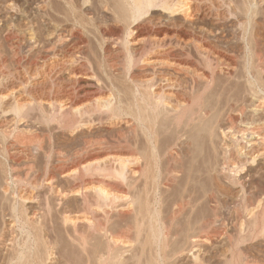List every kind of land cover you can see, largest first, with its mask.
<instances>
[{
  "label": "bare ground",
  "instance_id": "6f19581e",
  "mask_svg": "<svg viewBox=\"0 0 264 264\" xmlns=\"http://www.w3.org/2000/svg\"><path fill=\"white\" fill-rule=\"evenodd\" d=\"M4 1L0 264H205L218 237L227 264H246L241 243L264 235V97L213 86L264 70V0ZM186 138L218 151L214 171L236 189L227 197L247 232L228 233L210 191V213L169 254L193 200L184 192L161 216Z\"/></svg>",
  "mask_w": 264,
  "mask_h": 264
},
{
  "label": "rangeland",
  "instance_id": "374dc122",
  "mask_svg": "<svg viewBox=\"0 0 264 264\" xmlns=\"http://www.w3.org/2000/svg\"><path fill=\"white\" fill-rule=\"evenodd\" d=\"M16 2V3H14ZM18 2H21L20 0H13V2L11 1V5L13 4H19ZM2 4V5H1ZM6 5H9L8 2H5L4 0H1L0 1V19H1V23H2V18H5V15L9 16L12 14L11 11H13L12 9H8L7 10V6ZM3 6L5 7L3 9ZM16 6V5H15ZM5 10V11H4ZM7 10V11H6ZM3 11V12H1ZM3 16V17H2ZM2 17V18H1ZM250 31V29L248 28V32ZM262 35V33H259ZM237 36L238 34L235 33H229L225 39L227 40H230L232 39L233 37ZM264 39V38H263ZM241 44H239L237 46L238 49H242L241 48ZM243 69V70H242ZM247 71V69H245ZM239 71V72H238ZM244 71V68L241 67L237 70V72H235L229 79H227V83H226V79H219L217 83H215L214 85L216 86H213L214 87V91H215V94L218 93L217 91H221L222 89H227V90H230L231 89V95H239V94H243L244 92V89L245 87H260L261 88V92L259 93L260 96L262 95L264 97V70L262 71V73H259L258 75L260 76H256L255 78H259L258 80H256L253 76L250 75V73ZM237 76H236V75ZM244 74V76H243ZM242 75V76H241ZM250 75V76H248ZM262 75V76H261ZM239 77V78H238ZM248 78V79H247ZM254 78V79H253ZM262 78V79H261ZM236 79V80H235ZM262 81H261V80ZM251 80V81H250ZM256 80V81H255ZM221 81V82H220ZM229 82V83H228ZM263 82V84H262ZM226 83V84H225ZM249 83V84H248ZM251 83V84H250ZM253 84V85H252ZM255 85V86H254ZM222 89H221V88ZM241 87V88H240ZM244 87V88H243ZM263 87V88H262ZM218 88V89H217ZM237 89V90H236ZM239 89V91H238ZM242 89V90H241ZM213 90V89H212ZM233 90V91H232ZM257 90V89H256ZM214 91H212V94H214ZM243 91V92H242ZM240 92V93H239ZM236 93V94H235ZM213 96V95H212ZM215 97V95H214ZM229 97V96H228ZM188 138H186L187 140ZM196 140V139H195ZM194 139L193 140H190L188 139L187 141L185 140H182L179 145L181 146L180 150L182 152V161L183 162L182 166H181V173L178 175V179L175 183L173 184H170V186H168L166 189L164 187V189L161 187V189H163V193L162 194V197L163 198V201L161 202V216H164L165 219H167L165 216H167L168 214L171 213V211L169 209L172 208L174 202H176L177 200L179 201L180 199L178 198L181 197L182 195L184 194H187V192H191V204L189 205V207H187V211L183 214V216H181V218L178 220V224L179 226L177 227V234H176V237H174V242L173 240L171 241L169 247H168V252H170L169 254L173 253L174 248H176L175 246L177 245V250L179 247V245L181 246L182 243H185V240L186 238L184 237L185 235V232H186V227L187 228H191V226L193 227L192 229L194 230L195 229V226L194 225L196 223L197 220H199L200 218H202L204 216V214L206 215L208 212L210 213V204H208L206 202V195L210 192V191H213L214 193L217 194V197H218L220 200H219V203L221 204H218L219 208L216 210V213L217 216H218V219H220V221H222L225 225V228H227L226 230L228 231V233H230V235L232 234H235L237 231V229L241 228L240 230H242L243 226V233L246 234L247 230H246V224L245 222H243L245 220L242 219L241 217H239L235 211H234V205L233 203H231V198L230 196H232L234 194V190H228V187L226 188L225 185L221 182V180L219 179V177H217L216 175H218L216 173V171H214V168H215V165H214V162L216 163V160L218 159L215 155H218L216 154L215 152L218 153V151L214 150V148L212 149V146L210 145V143L208 142V140L205 139H198V141L196 140L195 141ZM202 140V141H201ZM203 140L205 141L206 140V143L203 142ZM185 141V142H184ZM192 142V143H191ZM209 143V144H208ZM194 144V145H193ZM191 145V146H190ZM205 145V146H204ZM196 146V148H195ZM203 146V147H202ZM204 151H203V150ZM209 149V150H208ZM194 150V151H193ZM200 150V151H199ZM202 150V151H201ZM208 150V151H207ZM214 150V151H213ZM207 151V152H206ZM187 154V155H185ZM208 155V156H207ZM203 156V157H202ZM210 156H212L210 158ZM217 159H216V158ZM200 158V159H199ZM199 159V160H197ZM211 159V160H210ZM203 160V161H202ZM190 161V162H189ZM199 161V162H198ZM186 162V163H185ZM192 162V163H191ZM197 162V163H196ZM186 165H185V164ZM201 163V164H200ZM188 164V165H187ZM191 165V166H190ZM214 165V166H213ZM188 166V167H187ZM205 166V167H204ZM210 167V168H209ZM188 168V169H187ZM192 168V171L191 169ZM194 169V170H193ZM205 170V171H204ZM189 171V173H188ZM200 171V172H199ZM196 172V173H195ZM199 172V173H197ZM191 174V175H190ZM215 175V176H214ZM190 176V177H189ZM187 178V179H186ZM187 182H185L186 180ZM219 179V180H218ZM194 182V183H193ZM177 183V184H176ZM185 183V184H184ZM182 184V185H181ZM191 184V186L189 185ZM180 185V186H179ZM221 185V186H219ZM223 185V186H222ZM175 186V187H174ZM184 186V188H183ZM194 186V187H193ZM191 188L190 190L188 188ZM193 188V189H192ZM226 188V189H225ZM188 189V190H186ZM209 189V190H208ZM218 189V190H216ZM207 190V191H206ZM221 190V191H220ZM169 191V192H168ZM193 191H196V192H193ZM219 191V192H218ZM225 191V193H224ZM185 192V193H184ZM229 192V193H228ZM184 193V194H183ZM226 194L223 196V194ZM182 194V195H181ZM194 194V195H193ZM221 194H222V197L223 199H221ZM230 198H228L227 197ZM230 195V196H229ZM167 197V198H166ZM226 197V198H225ZM165 199V200H164ZM175 199V200H174ZM197 201L195 202L194 201ZM169 200V201H168ZM224 200V201H223ZM228 200V201H227ZM226 201V203H225ZM171 202V203H170ZM169 203V205H168ZM172 204V205H170ZM226 206H224V205ZM167 205V206H166ZM193 205V206H192ZM164 206V207H163ZM169 206V207H168ZM205 207V208H204ZM223 207V208H222ZM168 208V209H167ZM222 209V210H221ZM225 209V210H224ZM227 211V213H226ZM168 212V214L166 215V213ZM202 213V214H201ZM231 213V215H230ZM189 214V215H188ZM233 214V215H232ZM188 215V216H187ZM202 215V216H201ZM169 216V215H168ZM167 216V217H168ZM185 217V218H184ZM188 218V219H187ZM226 220V221H225ZM243 220V221H242ZM233 221V222H232ZM242 223H241V222ZM189 222V223H188ZM195 222V223H194ZM227 222V223H226ZM233 223V224H232ZM188 224H191V226L189 227ZM234 224H237V225H234ZM187 225V226H186ZM239 225V226H238ZM242 225V226H240ZM234 226V227H233ZM237 226V227H236ZM181 229V230H180ZM187 229V231L189 230ZM191 229V231H193ZM236 229V230H235ZM180 230V231H179ZM236 231V232H235ZM194 232H196V229L194 230ZM194 232H191V233H194ZM63 233V232H62ZM188 234V232H186ZM64 234V233H63ZM62 234V235H63ZM259 234V233H258ZM257 233H255L253 236H250L249 235L246 237L247 239L244 241V243H241L240 245V251H241V254L242 256L245 258V261H246V264H264V235L262 234H259L258 235ZM190 235V231H189V234ZM186 235V237L188 236ZM64 238V235L62 236ZM184 237V238H183ZM178 238V239H177ZM185 239V240H183ZM216 239V238H215ZM180 240V241H179ZM248 240V241H247ZM177 241V242H176ZM182 242V243H181ZM177 243V244H176ZM175 245V246H174ZM209 245V246H208ZM226 245V246H225ZM228 245V242L227 240L224 239V237H218L212 244H205L203 246V250L206 252H204V255L206 256V258H204V262L205 264H227L226 263V259L229 257L230 253H229V248L227 247ZM184 246V245H183ZM215 246V247H214ZM182 247V246H181ZM205 247V249H204ZM220 247V248H219ZM174 250H173V249ZM226 250H225V249ZM210 249V250H209ZM218 249V250H217ZM222 251H221V250ZM228 249V250H227ZM203 250H201L203 252ZM172 251V252H171ZM213 251V252H212ZM3 251L0 249V259L2 258L1 255ZM212 252V253H210ZM209 253V254H208ZM212 254V255H211ZM224 256H222V255ZM174 254H171L169 256V258L167 259V262L166 264H192L191 259L189 258V256L186 255V257H184V255H182V257L178 256V255H174V257L172 258ZM227 255V256H226ZM130 256V255H129ZM212 256V257H211ZM188 258V259H187ZM133 258H127V260L123 263V264H135V259ZM215 259V260H214ZM58 259L57 258H54L52 261L56 263ZM171 260V261H170ZM206 260V261H205ZM219 260V261H218ZM189 261V262H188ZM248 261V262H247ZM0 262L2 263V259L0 260ZM135 262V263H134ZM53 263V264H55ZM140 263H143V262H140ZM139 263V264H140ZM57 264V263H56ZM144 264V263H143Z\"/></svg>",
  "mask_w": 264,
  "mask_h": 264
}]
</instances>
